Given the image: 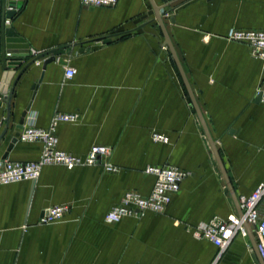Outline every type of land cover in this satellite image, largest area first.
Masks as SVG:
<instances>
[{
    "label": "crops",
    "instance_id": "1",
    "mask_svg": "<svg viewBox=\"0 0 264 264\" xmlns=\"http://www.w3.org/2000/svg\"><path fill=\"white\" fill-rule=\"evenodd\" d=\"M154 1L235 193L250 195L264 181V105L257 102L264 73L247 46L226 36L231 29L264 30V0ZM7 4L18 7L6 27L19 38L9 40L29 45L14 50L30 54L16 75L37 60L14 88L0 159L30 105L24 127L48 129L57 113H77V122L58 125V148L86 156L95 145L111 147L108 161L117 171L52 165L36 181L0 185V264H256L241 235L220 256L213 243L193 236L238 211L150 1L94 9L79 0ZM2 18L0 0V83ZM68 68L74 77H66ZM6 117L3 102L0 134ZM154 133L170 142H155ZM42 152L41 142L18 138L7 159L35 162ZM154 166L190 173L164 213L107 223L127 192L151 194L156 177L146 170ZM66 205L61 218L39 222L47 209Z\"/></svg>",
    "mask_w": 264,
    "mask_h": 264
},
{
    "label": "built area",
    "instance_id": "2",
    "mask_svg": "<svg viewBox=\"0 0 264 264\" xmlns=\"http://www.w3.org/2000/svg\"><path fill=\"white\" fill-rule=\"evenodd\" d=\"M89 9L115 7L119 0H79ZM18 7L7 4V11L17 12ZM10 18L5 21L9 26ZM227 39L232 42L247 46L252 56L262 62L264 73V30H238L231 29ZM76 70L68 68L67 78H72ZM261 96L260 103L264 105V79L257 89V96ZM77 113H57L48 129H41L32 124L22 128L19 139L24 142H41L43 152L35 162H13L9 159H0V185H8L21 181H36L41 171L46 166L60 165L69 170L77 167L103 166L107 172H116L117 168L109 163L108 159L112 148L95 145L86 156H75L61 151L58 148L57 127L61 123H75L78 121ZM152 139L155 142L168 144L169 137L161 133H154ZM147 174L154 175L156 182L151 194L144 197L137 192H127L121 201L115 205L106 215L105 221L113 224L125 218H136L145 213L152 212L162 214L171 203L173 196L179 192L182 183L190 176V173L173 166H154L146 170ZM264 200V181L250 194L239 198L242 215L232 213L227 219L215 218L204 226L193 230L196 239H205L218 248L219 256L230 246L236 235H241L249 241L248 248L253 252L250 242V233L255 238L257 247L264 263V213L261 204ZM69 206L51 207L44 211L40 223H49L61 218L68 213Z\"/></svg>",
    "mask_w": 264,
    "mask_h": 264
},
{
    "label": "water",
    "instance_id": "3",
    "mask_svg": "<svg viewBox=\"0 0 264 264\" xmlns=\"http://www.w3.org/2000/svg\"><path fill=\"white\" fill-rule=\"evenodd\" d=\"M154 13H155V17L156 20L159 24V27L165 37V45L169 47V49L171 50L172 53V58L174 60V62L176 63L178 70L180 72V75L183 79V82L185 84V87L187 89V92L189 94L190 100L193 104V107L197 113V116L199 118V121L203 127L204 133L206 135V138L208 140V143L210 145V148L212 150V153L214 155V158L216 160V163L220 169V172L223 176V179L225 181L226 184V194L230 195L234 205L239 213V215H242V211H241V207H240V203H239V199L238 196L235 193V190L232 186V183L230 181V178L228 176V173L226 171L225 165L222 161V158L220 156V153L218 151L216 142L214 141L213 137L211 136V133L208 129V126L205 122V119L201 113V110L199 108V105L196 101L195 95L191 89V86L189 84V81L186 77L185 71L180 63V60L173 48V45L171 43L170 37L168 35L165 23H164V19H163V14H162V7L158 6L154 0H149ZM16 12L15 11H7V0H3V18H2V25H1V38H2V69H3V75L1 78V83H0V106L3 104V102L7 103V117L5 119L6 125L4 130L1 132L0 134V145L6 141L7 139V132L9 130L10 127V118H11V104H12V99H13V92H14V88L17 84V82L19 81V79L21 78V76L27 71V69L29 67H31V65H33L36 59L31 60L26 66H24L21 71L16 75L17 70L22 66V64L30 57V54L28 52L25 53H14V50H16L17 48H21L24 49L25 51H29V45L27 43H21V42H15V41H10L11 40H15L18 39V35L17 33L9 27H6L5 21L7 18H13L15 16ZM53 51H51L52 53ZM54 58H51L47 61H45L44 63V68L45 69L47 67L48 64L54 62ZM16 75V77H15ZM15 77L14 81L13 78ZM13 81V82H12ZM42 81V76L41 78L35 82V85L33 86V90L37 88L38 84ZM12 86V89H10V87ZM261 100V96L259 95L257 98V102H260ZM31 106L29 105L27 107V109L23 112L22 117L19 121V123L16 125V134L14 135V137L11 139L7 150L4 154L3 159H7L9 153L11 152V150L13 149L14 145L16 144V142L18 141V138L20 136V131L22 130L23 126H24V122H25V118L27 117L28 112L30 111ZM250 242L252 244L253 247V259L255 261L256 264H264L262 261V258L260 256L258 247H257V243L255 241V238L253 237V235L250 233Z\"/></svg>",
    "mask_w": 264,
    "mask_h": 264
}]
</instances>
